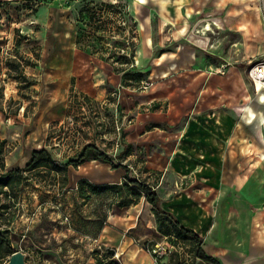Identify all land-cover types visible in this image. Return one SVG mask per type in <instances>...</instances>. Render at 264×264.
<instances>
[{"label":"crops","instance_id":"1","mask_svg":"<svg viewBox=\"0 0 264 264\" xmlns=\"http://www.w3.org/2000/svg\"><path fill=\"white\" fill-rule=\"evenodd\" d=\"M39 1L0 0V3ZM47 1L77 7L79 0ZM127 1L138 28L137 68L145 70L152 62L157 73L177 74L157 82L154 90L145 93L148 97H143V102L132 106L134 119L127 126L123 142L128 147L135 143L141 148L138 150L147 153L144 162L147 180L154 171L162 172L155 186L160 208L203 239L201 249L206 256L215 259L217 264H264L260 212L245 223V209L232 210L237 205L236 199L228 197L235 184L259 183L250 174L239 175V168L253 169L264 162L256 158L255 149L247 154L242 151L244 127L258 132L257 139L264 147V90L261 94L256 92L259 96L252 95L248 89L250 81L247 87L242 76L237 75L241 73L240 65L246 64L247 71L256 56L264 54L261 0ZM230 31L238 35L241 45L240 56L232 61L216 50L217 42ZM72 38L77 46L75 27ZM173 41L183 49L161 52L154 58L155 50L160 51ZM196 52L201 55L199 58L194 55ZM94 65L96 76L90 83L82 82L79 88L103 103L110 94L107 88L119 85L121 74L104 58L97 59ZM141 104L147 106L142 114L138 113ZM152 105L159 110L148 111ZM165 107L167 116L162 114ZM151 120L168 124L182 120L168 156L161 155L165 144L156 148L160 141L150 148L154 143L150 141L153 131L147 132L146 126ZM133 155L125 157L129 160ZM90 162L82 165L83 173L79 169L75 178H69V185L64 188L66 193L64 190L53 192V186H48L38 207L32 197L35 193L18 192L12 205L0 212V230L10 232L12 249L24 253L27 264H158L136 238L141 222L139 203L121 209L110 203L101 221L102 196H113L111 191L87 193L84 197L75 192L80 180L98 186L116 184L122 178L117 169L104 178L98 177ZM178 177L184 188H179L175 181ZM201 199L205 200L204 204ZM141 203L153 218L150 226L156 229L151 205L145 197ZM188 257L166 255L162 263L176 264L182 260L184 264H205L193 254ZM8 258L2 259L3 264Z\"/></svg>","mask_w":264,"mask_h":264},{"label":"rangeland","instance_id":"2","mask_svg":"<svg viewBox=\"0 0 264 264\" xmlns=\"http://www.w3.org/2000/svg\"><path fill=\"white\" fill-rule=\"evenodd\" d=\"M77 9L66 2L58 1L56 4H51L47 0L43 3L40 0L30 4L4 3L0 5V212H3L1 209L3 205L7 206L5 211L8 209V205H12V202L18 198V192L35 193L34 196L32 194L31 196L35 197L38 207L42 204L40 201L45 193L44 188L48 186H53V192L64 190L66 193L65 189L69 185V178H75L79 169L83 173L82 165L86 162L94 161L90 162V165L92 169L98 171V174L96 172L98 177L104 178L109 172L114 173L112 168L109 169L108 164L95 159L91 152L89 153L90 157L78 167L69 166L64 170L47 163L41 164L40 167L33 170L24 171L25 162L31 152L36 149H46L55 161L64 163L68 159L75 158L84 145L90 144L107 156L113 157L115 164L125 165L128 168L127 176L130 180L138 179L141 182H147L150 187L155 189L162 177V172L156 170L147 180L145 173L147 169L144 168L146 157L148 158L147 153L138 150L141 148L135 143L128 147L123 142L121 134L125 133L127 126L130 125V120L134 119L132 106L143 102L142 98L148 97L145 93L151 89L154 90L157 82L162 81L163 78H172L177 73L165 72V75L163 72L157 73L155 64L151 62L145 70L134 69L140 73L138 78L129 77L124 82L120 81V87L117 85L113 89L107 88L110 94L103 103L93 100L80 91L79 85L82 82L90 83L96 76L94 75L96 60L104 57L108 59V57L102 51H98L101 47L100 42L92 40V35H87V29L76 22L75 12ZM260 11L264 17L261 8ZM262 22L264 28V18ZM74 27L76 33L77 31L83 33L82 46L80 47L74 45L72 38ZM238 42L236 33L227 32L223 39L217 42L216 50L225 53V56L232 61L237 59L241 53V45ZM168 44L160 51L155 50L154 58L161 52H177L183 49L176 46L174 41ZM194 55L198 58L201 56L198 52ZM260 57L256 56L253 63ZM253 63L249 65L247 71L246 64L240 65L241 73L237 72V75L242 76L247 87L250 85L248 83L250 81L252 91L248 88L249 91L252 92V95L259 96L248 76V71L254 65ZM84 68H86L85 72H83ZM144 107L147 106L141 104L138 113L142 114ZM129 110L131 114L128 113ZM157 110H159L158 106L152 105L150 109L148 108V111L151 112ZM166 110L167 107L162 110V114L166 115ZM181 123L182 120L175 124L151 120L146 126L147 132L153 131L150 141L154 143L150 148L155 145L156 141L157 143L160 141L156 148L159 149V146L165 144L162 147L165 150L164 154L161 155L168 156L174 145L175 137L173 136L177 134ZM158 130H161L162 133H159ZM243 130L245 133L242 140L243 153H252L255 149L256 158L264 161V147L257 139L258 132L253 133L247 127H244ZM164 138L167 139L164 140ZM122 151H125L127 155L131 153L134 155L129 160L126 157L115 159ZM263 163L262 166L253 169L239 168V175L250 174L254 178L257 177L259 183L235 184L234 188L230 189L231 193L228 197L236 199L237 205L232 210L243 211V208L245 209L243 212L245 223L255 213L260 212L262 219L259 222V229L264 237ZM17 169L23 171L20 175V183H15L12 189L2 187L1 182L6 179L2 177L9 171ZM117 170L122 178L118 179L116 184L102 183L94 186L87 181L80 180L75 187V192L80 197H84L87 193L93 194L91 190L93 187H115L114 190L111 189L113 196L109 197V194L102 196L101 221H103L106 208L110 203L115 204L116 209L130 206L131 203H139L137 209L140 211L139 220L141 222L138 226L140 233L136 236L138 242L144 244L145 248H150L155 244L172 246L169 253L171 257L177 256L183 259L191 255L188 247L175 244L174 238L168 237L166 232L170 226L167 225V221L160 219L163 222L159 228L155 217L156 229L150 226V221L153 218L149 211L145 210V205L143 207V203H141L144 194L139 192L134 184H127L124 179L126 172L123 169ZM202 172L203 169L200 173ZM16 177L18 176H13V179ZM179 179L181 178L178 177L175 181L179 183ZM181 185L178 184L179 188H184ZM254 196H258L260 200L253 199ZM25 198L28 199V196ZM200 202L204 204L205 200L201 199ZM7 237L11 242L9 231H7Z\"/></svg>","mask_w":264,"mask_h":264},{"label":"trees","instance_id":"3","mask_svg":"<svg viewBox=\"0 0 264 264\" xmlns=\"http://www.w3.org/2000/svg\"><path fill=\"white\" fill-rule=\"evenodd\" d=\"M1 5V3H0ZM82 11L87 12L88 9H82L79 11L82 13ZM88 13V12H87ZM97 30V29H95ZM94 31V30H93ZM95 32V31H94ZM82 37L83 33L77 31L76 33V45L78 47L82 46ZM96 40L98 42H101V38L96 37ZM102 47V44H101ZM101 47L98 50L101 52ZM103 56V55H101ZM105 60L109 61L110 59L105 58ZM117 62L120 64L125 63V60L122 57H119L116 59ZM116 72H119L121 74V81L124 82L126 81L129 77H133L134 79L138 78L140 76L139 72L134 71V69H125V68H115L114 69ZM125 133L121 134V137L123 138ZM92 153L94 158L97 160H100L102 163L108 164L112 170L113 169H123L125 173L124 179L126 180L127 184H134L135 188L144 194V197L146 201L151 205L152 207V212L154 213L156 220L158 221V227L161 228L160 224L163 221H167V225L169 224L170 228L167 229V235L169 238H174L175 244H180L182 246L188 247L190 253L194 255L195 258H198L201 262L205 264H217V261L211 257L206 256L202 249V243L203 239H201L194 231L191 229L185 228L181 226L175 218L162 211V209L159 206V198L158 195L155 192V189L150 187L149 185L141 182L138 179L135 180H130L128 178V168L123 165L122 163L115 164L113 157L107 156L104 152L100 151L98 148L94 147L93 145L87 144L84 145L80 151L79 154L73 158V159H68L66 162L61 163L57 162L52 158L51 153L46 150V149H36L33 150L30 154V157L24 164V171L34 169L37 167H40L41 164H47L51 163L53 166L59 168V169H67L69 166L73 167H78L79 165H82L87 158H89V153ZM126 154L125 151H122V153L118 154L115 159L125 157L124 155ZM21 171L20 169L14 170V171H9L4 175L2 178H6L4 181L1 182L2 187H7L8 189H12L13 185L15 183H20V178H21ZM13 176H18L16 179H13ZM16 180V182H15ZM127 186V185H126ZM115 189V187H103V188H98V187H93L91 190L96 193V192H103V191H111ZM9 196V195H8ZM7 206L3 205L1 209H6ZM163 220V221H160ZM14 249H12L11 244L8 240L7 237V231H1L0 230V264H3L2 259L10 256L13 254ZM156 262L158 264L162 263V258L161 259H156ZM176 264H184V261L177 262Z\"/></svg>","mask_w":264,"mask_h":264},{"label":"built area","instance_id":"4","mask_svg":"<svg viewBox=\"0 0 264 264\" xmlns=\"http://www.w3.org/2000/svg\"><path fill=\"white\" fill-rule=\"evenodd\" d=\"M77 8L75 12L76 22L87 29V35L91 34L92 40L97 41L96 37L102 39L100 42L102 44L101 51L110 59V63L115 68H137L136 45L138 41V28L136 19L132 15V12H130L128 1L79 0L77 1ZM260 8L264 14V0L260 1ZM82 9H88V13L85 11L80 13L79 11ZM87 37L86 39H88ZM119 57H122L125 63L120 64L117 62L116 59ZM253 64L248 71V76L252 80L255 92L258 93L260 92L259 90H264V54ZM118 86L120 87V84ZM117 130L119 129L117 128ZM141 248L152 255L156 261V259L169 255L173 247L154 245L150 248H145L144 246ZM100 258L103 259V263H106L104 257L100 256Z\"/></svg>","mask_w":264,"mask_h":264},{"label":"water","instance_id":"5","mask_svg":"<svg viewBox=\"0 0 264 264\" xmlns=\"http://www.w3.org/2000/svg\"><path fill=\"white\" fill-rule=\"evenodd\" d=\"M6 264H27L26 262V255L21 251L13 252L8 258ZM164 264V263H161Z\"/></svg>","mask_w":264,"mask_h":264},{"label":"bare ground","instance_id":"6","mask_svg":"<svg viewBox=\"0 0 264 264\" xmlns=\"http://www.w3.org/2000/svg\"><path fill=\"white\" fill-rule=\"evenodd\" d=\"M258 87H259V86H258ZM259 91H260L259 93L261 94L262 91H261V90H259Z\"/></svg>","mask_w":264,"mask_h":264}]
</instances>
